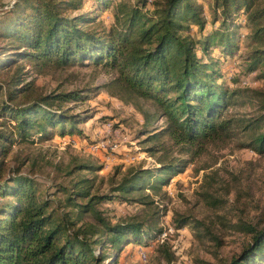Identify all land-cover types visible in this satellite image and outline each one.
<instances>
[{
	"label": "trees",
	"instance_id": "trees-1",
	"mask_svg": "<svg viewBox=\"0 0 264 264\" xmlns=\"http://www.w3.org/2000/svg\"><path fill=\"white\" fill-rule=\"evenodd\" d=\"M207 1L210 20L201 0H92L93 10L76 14L71 12L83 10L85 0H17L2 12L0 32L11 39L3 48L10 52L11 66L17 58L41 69L92 65L114 72V83L152 101L166 120L149 139L167 137L169 146L162 143L149 152L177 149L178 155L162 157L159 167L132 168L106 194H93L88 178L80 177L69 191L61 190L65 199H55L20 170L5 173L4 157L13 145L47 141L56 129L60 136L80 133L78 123L87 120L62 108L64 102L85 100L83 90L27 98L30 83L23 77L24 66H18L0 84V264H116L130 244H158L155 251L171 264L175 255L169 242H158L163 228L156 222L132 215L113 222L98 205L113 200L144 203L148 194H133L161 189L218 142L235 141L264 154L262 0ZM111 8L115 24L107 26L100 13ZM208 23L215 28L205 34ZM192 26L201 36L192 33ZM244 27L251 32L243 75L246 79L256 73L254 79L262 85L229 88L212 52L219 48L223 56H234ZM236 107L251 110L234 112ZM89 169L93 166L79 164L69 173ZM176 221V229L195 224L187 217ZM231 227L250 240L238 256L222 264H264V227L243 219ZM206 235L222 245L214 232L207 229Z\"/></svg>",
	"mask_w": 264,
	"mask_h": 264
},
{
	"label": "rangeland",
	"instance_id": "rangeland-1",
	"mask_svg": "<svg viewBox=\"0 0 264 264\" xmlns=\"http://www.w3.org/2000/svg\"><path fill=\"white\" fill-rule=\"evenodd\" d=\"M15 1L0 0V16ZM201 1L205 3V15L210 20L208 1ZM92 4V0H85L83 10L71 13L91 11ZM260 6H264V0ZM99 20L107 26L115 24L113 9L101 12ZM242 23H246L244 19ZM214 28L213 24L208 23L204 33ZM192 29L195 36H201L202 32L197 26H192ZM3 32H0V84H5L15 75L18 66H24L26 74L23 77L30 83L27 98L83 90L85 100L64 102L62 108L70 115L79 114L87 118L77 125L80 133L60 136L56 129L55 135L47 141L13 145L4 157L5 173L14 174L15 170H20L22 174L35 178L40 188L49 190L55 199H65L66 192L61 190L69 191L80 177L88 178L93 194H106L132 168L159 167L162 157L170 160L172 155H178L177 149L169 153L161 149L155 153L149 152V148H159L162 143L169 146L166 144H170L167 137L149 139L150 134L166 126V120L161 118L152 101L114 83V72L92 65L67 68L48 65L41 69L29 60L17 58L18 61L11 66L10 52L3 50L11 39L5 37ZM250 32L248 27L241 29L242 44L234 56H223L219 48L212 52L213 57L219 58L229 88L262 85L254 79L256 73L248 75L246 79L243 75L246 72L243 53ZM18 96L23 97L22 94ZM3 98L4 94L0 97V103ZM232 110L242 113L251 108L236 107ZM79 164H90L93 169L70 174L69 170ZM144 194H148L144 203L103 201L98 208L103 216L113 222L131 215L156 222L163 228L158 242H169L175 255L171 264L230 262L250 240L246 234L235 231L231 223L243 219L264 227V154L239 147L235 141L218 142L196 157L183 173L169 178L161 189H147L133 195L140 198ZM184 217L195 221V224L200 223V227L190 223L176 229V219ZM86 219L94 221L90 215ZM207 229L221 239L222 245L218 246L210 235L205 236ZM157 247L158 244H130L122 251L116 264H168L155 251ZM141 249L148 250L146 257Z\"/></svg>",
	"mask_w": 264,
	"mask_h": 264
},
{
	"label": "built area",
	"instance_id": "built-area-1",
	"mask_svg": "<svg viewBox=\"0 0 264 264\" xmlns=\"http://www.w3.org/2000/svg\"><path fill=\"white\" fill-rule=\"evenodd\" d=\"M141 252H142L143 256L146 257L148 250L147 249H141Z\"/></svg>",
	"mask_w": 264,
	"mask_h": 264
}]
</instances>
